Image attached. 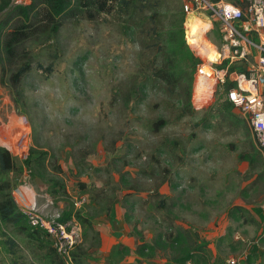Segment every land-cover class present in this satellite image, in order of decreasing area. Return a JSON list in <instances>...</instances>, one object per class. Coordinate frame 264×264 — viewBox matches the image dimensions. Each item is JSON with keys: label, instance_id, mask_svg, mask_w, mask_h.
Masks as SVG:
<instances>
[{"label": "rangeland", "instance_id": "rangeland-1", "mask_svg": "<svg viewBox=\"0 0 264 264\" xmlns=\"http://www.w3.org/2000/svg\"><path fill=\"white\" fill-rule=\"evenodd\" d=\"M176 3L170 1L176 9L183 0ZM172 13L161 18L164 28L174 19ZM105 20L92 23L72 19L52 41L40 37L27 42L30 69L18 90L13 91L3 81L7 74L0 70V146H8L22 168L16 185L27 180L37 205L48 204L45 212L69 211L75 215L83 206L74 205L81 196L87 200L91 197L95 203L108 198L120 201L119 194H112L132 188L145 190L149 194L143 199L152 207L149 204L146 210L152 212L158 199H163L165 206L160 210L165 213L170 197L177 198L181 203L171 207L170 214L190 222L182 231L189 245L194 242L199 251L201 245L210 248V242L218 247L215 252L205 249L202 258L215 255L221 260L247 248L258 264H264V225L257 221L258 209H264V153L259 149L262 159L249 163L250 139L255 138L247 133L240 114L235 108L229 115L217 110V89L206 104L196 102L202 105L196 108L193 102L199 82L194 73L190 96L194 111L181 116L175 105H181L185 96L170 95L159 80L144 85L140 82L141 36L129 29L123 31L112 17ZM201 24L189 25L185 17L186 43L188 27L198 28V32ZM214 37V31L208 34V40ZM159 117L167 123L156 129L152 122ZM14 127L18 131L15 140L10 134ZM31 148L44 150L47 156L40 168L33 166L29 171L22 167V159ZM170 189L182 197H175V191L170 195ZM159 219L151 213L137 215L136 230L144 243L154 245L151 258L160 254L156 249L159 232L170 227L169 220ZM173 223L177 226L176 220ZM5 229L6 235L0 233V264H56L48 251V240L16 234L10 226ZM215 229L217 238L208 239ZM235 232L240 237L250 235L244 240L253 244L237 239L240 244L230 250L231 241L219 240L223 234L229 240ZM5 236L10 237L11 244L5 243ZM89 248L87 253L95 256ZM78 254L81 264L101 263L97 259L85 263L81 251ZM142 259L137 257V262L141 264Z\"/></svg>", "mask_w": 264, "mask_h": 264}, {"label": "trees", "instance_id": "trees-1", "mask_svg": "<svg viewBox=\"0 0 264 264\" xmlns=\"http://www.w3.org/2000/svg\"><path fill=\"white\" fill-rule=\"evenodd\" d=\"M170 1L172 0H29L27 3H16L15 1L1 0L0 12L3 10L5 12L0 17V64L2 68L0 70L1 73L7 74V79L3 81L7 82L13 91L19 89L21 78L30 69L28 60L31 55L25 46L27 42L40 37L52 41L64 23L72 19L83 18L96 23L104 21L106 17H112L115 22L119 23L123 31L129 29L133 34L137 33L142 38L139 42L140 52L138 54L141 58L140 82H143L142 85L149 81H161L167 87L170 95L176 93L177 96H185L181 105L178 102L175 105V108L182 112L181 116L192 114L194 111L190 102L192 77L200 59L194 55L185 41L183 29L185 13L182 4L176 8L179 9L177 11L173 8L174 6H171ZM175 3L176 0H174V5ZM170 11L173 12L174 19L164 28L161 18H165L166 13L168 14ZM145 60L146 62H144ZM225 64L226 62H223L218 67ZM244 67L243 62L235 63L230 66V70L245 71L242 69ZM231 86L232 82L227 79L217 88L219 97L214 106L223 115H229L228 113L233 108L225 97V91ZM176 88H180V91ZM241 121L244 122V128L251 137L252 133L249 127L243 119ZM166 123L167 120L164 117L156 118L152 122L156 129ZM250 146L252 154L248 156L250 157L248 161L252 164V162L261 160L263 156L253 138L250 139ZM45 156H47L46 151L37 152L31 148L28 155L22 159V167L29 171L33 166L40 168ZM15 157L5 147L0 146V222L5 227L10 226L16 234H25L35 240H48L46 242L50 255L56 264H63L48 235L42 229L29 225L26 216L14 202L12 190L17 186L15 179L22 171V168L17 165ZM243 157L245 158L246 155ZM263 162L262 160V164ZM7 175H10V178ZM58 186L63 188L62 184H58ZM132 189L136 192L140 191ZM170 190L173 193L175 191V197L179 195V198L182 197V193L179 194L176 189ZM153 192L158 195L155 190ZM128 196H135V194H125V197ZM164 203L165 200L158 199L154 206L155 209H162L165 206ZM169 203L174 206L179 205L181 201L178 203L177 198L170 197L166 207ZM70 215L69 211H64L61 213L60 219L64 220ZM76 217L83 225L85 221L80 213H76ZM179 233L181 236L182 232L179 231ZM176 235V232L169 228L159 236L170 240L171 246L175 248L178 244V241L175 240ZM140 240L142 241L141 235ZM4 241L6 244L12 243L8 236H5ZM197 245L200 246V244ZM148 247L149 245L144 242L138 245L141 253L144 248ZM188 250L185 247L186 256L190 257L191 253ZM75 256L77 262L81 264L77 251Z\"/></svg>", "mask_w": 264, "mask_h": 264}, {"label": "built area", "instance_id": "built-area-1", "mask_svg": "<svg viewBox=\"0 0 264 264\" xmlns=\"http://www.w3.org/2000/svg\"><path fill=\"white\" fill-rule=\"evenodd\" d=\"M182 8L187 20L198 14L206 24L205 29L191 37L194 43L188 42L186 36L188 47L200 59L195 71L196 81L203 83V90L196 99L194 96L193 105L200 108L202 105L196 102L206 104L215 89L229 79L232 86L225 91V97L264 153V0H183ZM213 31L216 37L210 41L208 34ZM210 51L214 56L209 57ZM223 62L226 64L218 67ZM241 62L245 64V71L230 70L232 64ZM12 197L29 225L48 235L63 264H77L74 251L83 239L77 217L71 214L61 220L60 212H45L48 204L37 205L33 188L26 181L13 189ZM85 202L86 197L81 196L74 205L78 208ZM0 232H8L1 222ZM248 255L245 249L238 256H228L214 264H257Z\"/></svg>", "mask_w": 264, "mask_h": 264}, {"label": "crops", "instance_id": "crops-1", "mask_svg": "<svg viewBox=\"0 0 264 264\" xmlns=\"http://www.w3.org/2000/svg\"><path fill=\"white\" fill-rule=\"evenodd\" d=\"M15 130H17L16 127H14L10 132L11 139L13 140H15V137L17 136L15 133H18V131ZM100 191L102 193L103 190ZM172 193L173 192L170 190L169 194L171 195ZM29 194L32 196L31 193ZM117 194L120 195V201L117 200V198H108L107 200L99 199L97 200L98 203H95L90 197L87 200L88 205L84 204L80 208V215L85 222L83 225L81 224L83 230L82 243L80 247L78 246L79 249H76V251L77 254L81 251L83 262L89 263L91 260L97 259L100 260V264H139L137 262V257H142V260L148 261L150 264H214L213 260L216 259L217 256L213 255L208 256L207 258H202L203 255L201 253L204 254L205 249L206 251L212 249L213 252H215L218 247L215 246L214 248L213 243L210 242V248H202L203 251H199V248L194 245V242L189 245V240L183 234L180 236L181 233H179V231L182 232L183 230H186L190 222L182 216H179L178 218L177 215L170 214L171 207H173V205H171L172 203L168 204L170 208L165 210L167 213L160 209L156 210L155 207L153 208L154 210H151L152 212H148L146 210V206L150 204L151 207V203L148 202L146 204L147 199H143V197H147L149 191L145 192L144 190V192H136L135 190H131L127 192L125 190H121L112 195ZM125 194H135V196L125 197ZM155 211L158 213H155ZM258 211L260 213V217L257 219L259 226L262 224L264 225V221H261L262 219L264 220V209H258ZM138 213H151L157 219L160 216V219L163 222H165L166 219L169 220L168 224L170 227L167 228L169 229L171 228V225L173 226V231L177 234L175 237V240L178 241L177 247H172L171 241L166 239L164 236H158L156 249L159 250L160 254H156L154 258H151L154 252V245H149L150 248H144L143 253H141L138 245L143 242L144 237H142L141 241L140 233L135 228L138 223ZM173 220H176L177 226L173 223ZM249 230H252V226L249 227ZM234 231L238 232L237 230ZM236 232L234 235L230 236L232 238L229 237V240L223 238L225 234H223V236L220 235L221 237L219 240L222 241V243L223 241H231V245H229L230 250H235L240 244L237 239L244 241V243L246 242V245L250 242L244 240V238L247 239L250 235H245L244 233V235H242L244 237H240L238 236L239 233ZM134 233L138 235V238L135 237ZM159 233L164 232L160 231ZM216 235H218V230L215 229L212 233L213 237L208 238L206 236V238L213 240L214 238H217ZM225 236L228 237V235ZM163 239L165 240L163 241ZM89 246L90 248L88 251H95V256H91L87 253L86 248ZM185 247L189 249L188 251L191 253L190 257L186 256ZM245 249L247 248H244V250ZM241 252L230 256H238ZM248 253L249 259L254 260L256 263L259 262L257 259L252 257L250 252ZM136 255L138 256L136 257ZM219 258L220 257H218L217 260ZM221 260H218L217 262ZM145 261H142L141 264Z\"/></svg>", "mask_w": 264, "mask_h": 264}, {"label": "bare ground", "instance_id": "bare-ground-1", "mask_svg": "<svg viewBox=\"0 0 264 264\" xmlns=\"http://www.w3.org/2000/svg\"><path fill=\"white\" fill-rule=\"evenodd\" d=\"M201 22H202V24H201ZM188 23H189V25L192 23L194 26H198V25H202L201 26V29H205L206 28V24H205V22L200 18V17H198V16H191V18H189V20H188ZM188 29H189V31H188V42H191V43H194V40H192V38L191 37H193V36H195L196 34H197V32H196V30H198V28L196 29H194V28H191L190 26L188 27ZM210 49V48H209ZM208 53V52H207ZM209 57H212V56H214L213 54H212V51H210L209 53ZM199 82V86L197 87V93L199 94V91H201V90H203L202 89V81L200 80V81H198ZM198 103H202V101L201 102H198Z\"/></svg>", "mask_w": 264, "mask_h": 264}, {"label": "clouds", "instance_id": "clouds-1", "mask_svg": "<svg viewBox=\"0 0 264 264\" xmlns=\"http://www.w3.org/2000/svg\"><path fill=\"white\" fill-rule=\"evenodd\" d=\"M5 147H6L7 150H9V151L11 150L8 146H5ZM26 182H27V180H26ZM21 183H22V181H21L19 184H21ZM19 184H18V185H19ZM29 185H30V184H29ZM15 187H16V186H15ZM15 187H14V188H15ZM12 191H13V190H12ZM85 197H86V196H85ZM86 202H87V198H86ZM86 202H85V203H86ZM85 203H84V204H85ZM15 204H16V203H15ZM84 204H83V205H84ZM74 215H75V214H74ZM75 216H76V215H75ZM7 233H8V232H7ZM82 236H83V230H82ZM80 245H81V244H80ZM80 245H79V246H80ZM76 249H77V248H76ZM76 249H75V251H74V258H75L76 263L78 264L77 259H76V256H75Z\"/></svg>", "mask_w": 264, "mask_h": 264}]
</instances>
